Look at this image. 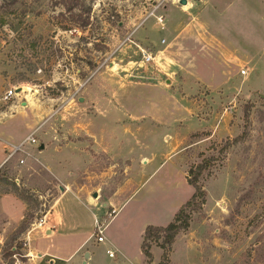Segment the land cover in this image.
<instances>
[{"label": "rangeland", "instance_id": "374dc122", "mask_svg": "<svg viewBox=\"0 0 264 264\" xmlns=\"http://www.w3.org/2000/svg\"><path fill=\"white\" fill-rule=\"evenodd\" d=\"M187 1L0 0V98L20 89L0 109V133L14 141L38 129V148L77 160L64 164L62 181L108 203L106 214L115 209L110 218L91 208L125 258L108 257L70 196L54 218L68 205L80 228L32 236L41 253L66 262L84 242L89 264H146L145 228L172 220L193 193L187 171L213 158L200 180L206 203L177 236L169 264H264V0ZM212 38L235 51L230 60ZM141 51L153 56L149 65ZM5 157L0 148V163ZM18 159L0 178V264H49L26 240L68 186ZM90 160L108 176L96 198L86 192ZM86 250L66 264H81ZM151 253L159 264L161 250Z\"/></svg>", "mask_w": 264, "mask_h": 264}, {"label": "crops", "instance_id": "0c3cea01", "mask_svg": "<svg viewBox=\"0 0 264 264\" xmlns=\"http://www.w3.org/2000/svg\"><path fill=\"white\" fill-rule=\"evenodd\" d=\"M186 2H188L186 0ZM180 13L176 10H173L172 13ZM182 15H184L182 12L180 13ZM170 34L173 33V29L170 28L169 31ZM213 43L215 44V46H217L220 55L223 56V61L224 60H230L231 57L233 56V53H235V51H231L227 48H224L221 44V42L216 41L215 39L212 38ZM264 51V48L262 49V53ZM33 129V128H32ZM28 135V134H27ZM26 135V136H27ZM26 136H23L21 138H16L14 141L11 139V137H6L3 134L0 133V137L10 141L13 144H16L17 142L22 141ZM42 145V144H41ZM40 145V146H41ZM44 147V146H43ZM48 151L50 156L48 155ZM39 156H42L43 159L46 162L45 164H42L39 161V165L41 167H44L46 171L49 172V174L51 175V177H53L55 180H57L58 182L63 183L62 179L64 178V167L66 165H64L66 162L72 163L74 161H77L73 158H70L69 160H63V158H60V154L57 152H51L50 149H48L47 147H44L43 150H38L37 151ZM74 157L76 158L77 156L74 155ZM38 159V158H37ZM94 160H90V164L86 165V175H85V179H86V192H90L91 196H93V194H96V191L100 190L103 187V184L106 181V178L108 177L107 174L105 173V171L102 169L103 167H100L98 170H96V166L93 162ZM94 180V181H93ZM89 182L90 184V189H89ZM64 184V183H63ZM66 185V184H64ZM66 187L67 189H60V196L58 197L57 201L55 202L54 206L52 207L51 211H49L48 213H46V215L44 216L45 218V225L43 226V228L41 230H32L31 232L29 231V235H28V240H29V250H30V254L31 255H35L37 257V259L42 258V256H45L44 259L45 261H47V263L49 264H66L67 261L72 260L74 261V253L77 251H81V250H86V248H83L84 246V242H82L77 248L76 251L72 254H70L67 259H65L66 262L63 261V259L65 257H58L55 255H51L50 253H41V250L39 247H37L36 245H31V238L32 236L35 237L36 240H38V238L41 239H46L47 237H56L57 236H62L64 233L61 232H57V231H73L75 232L76 230H78V228H80V224L79 221L76 217L74 208H70V206H65L64 208L62 207L60 209V213H59V217L54 218V216H56L57 213V209L59 208V206L61 205V203L65 200V198L67 196H70L73 200L77 201L80 206H82L83 208H85V210L89 213V215L91 216V218L94 219L97 218L96 215L93 213V211L91 210V208L95 209L97 212H103L102 213L104 215V217L106 216V210L105 208H110V205H108V203L106 202H101L100 204H98L97 202H94V200L92 199V201H88L85 199V196L83 193H78L79 189H74L73 186L69 183L67 184ZM97 195V194H96ZM16 199V198H15ZM87 203V204H86ZM112 208V207H111ZM115 211V209H113ZM116 213V212H115ZM102 215V216H103ZM43 218V217H42ZM54 218V219H53ZM50 221V222H49ZM49 222V223H48ZM105 228V226H104ZM40 232V233H39ZM41 232H44V235H41ZM48 232V233H47ZM57 233V234H56ZM106 243L108 248L105 250V253L107 251H112L115 252V254H118L119 256L125 258L124 252L122 250H120L118 247H116L106 236ZM35 240V241H36ZM156 248V247H155ZM86 251L88 253H86ZM85 252H82V257L80 259L81 264H89L90 261L93 260V254L92 252L86 250ZM85 254H88L87 258H84ZM109 257V256H108ZM114 257V256H113ZM111 258V257H110ZM62 259V260H61ZM70 261V262H72Z\"/></svg>", "mask_w": 264, "mask_h": 264}, {"label": "trees", "instance_id": "16d2710c", "mask_svg": "<svg viewBox=\"0 0 264 264\" xmlns=\"http://www.w3.org/2000/svg\"><path fill=\"white\" fill-rule=\"evenodd\" d=\"M1 26L4 22H1ZM22 22H18L12 31L18 33L20 31ZM34 45V42H32ZM245 126L248 125V113L244 115ZM233 143H237L234 140ZM231 143L228 141L221 149V152L229 147ZM215 160L208 158L202 160L200 163L191 166L187 171L186 183L192 188L191 197L183 204L174 214L172 220L166 226H147L142 235L141 253L144 257L146 264H151L153 256L151 253L152 247H157L161 250V262L159 264H169L172 247L175 243L177 236L188 230L191 215L201 211L206 203V196L203 187L200 184L204 173L208 171Z\"/></svg>", "mask_w": 264, "mask_h": 264}, {"label": "built area", "instance_id": "2783aa9c", "mask_svg": "<svg viewBox=\"0 0 264 264\" xmlns=\"http://www.w3.org/2000/svg\"><path fill=\"white\" fill-rule=\"evenodd\" d=\"M159 6H157L156 8H158ZM152 15V13H151ZM153 17L156 19V21L161 25L164 22V18L162 16L160 17H155L154 13H153ZM141 53V57H142V62L143 64H150L154 58L151 54H147L144 53L143 51L140 52ZM241 75L245 76L246 75V71L241 70ZM16 88L13 89H9L7 91H5L3 93V96L0 98V109L2 106L7 105L8 102L15 98L17 96V92L15 90ZM3 113L0 111V122L3 119ZM5 116V115H4ZM38 129L33 130L32 132H30L22 141H20L18 144H13L10 141H7L3 138L0 137V148H2L5 152V159L0 163V178L2 177L4 170L6 169V165L9 164L13 159L15 158H19L18 159V166L19 167H23L27 161V159H31L32 161H34L35 163H37L38 165L39 160L35 157L34 154V148L37 149V151L39 150L38 146V142L36 140V133H37ZM16 183H18L16 181ZM115 214V211L113 210L111 212V214H106L107 216H109L110 218H112ZM46 221L45 218H41L38 222H36L33 226L32 230H41L43 228V226L45 225ZM105 232V228L103 223H101L100 220H98L97 218L94 219V233H93V237L95 238L97 243H105L106 242V238L104 235ZM29 240H26V243H28ZM107 255L109 257H113L115 252L112 251H107L106 252ZM17 264V263H15Z\"/></svg>", "mask_w": 264, "mask_h": 264}, {"label": "water", "instance_id": "95a60500", "mask_svg": "<svg viewBox=\"0 0 264 264\" xmlns=\"http://www.w3.org/2000/svg\"><path fill=\"white\" fill-rule=\"evenodd\" d=\"M186 4H187L186 0H180V2H179V5H180V6H185ZM16 92L19 93V92H20V89H17ZM258 96H259L261 99L264 100V90H263L262 94H258ZM79 102H83V99L80 98V99H79ZM43 149H44V147H43V145H41V146L39 147V150H43ZM61 190H62V189H61ZM93 198H96V194H93ZM47 233H48V232H47ZM87 257H88V254H85L84 258H87Z\"/></svg>", "mask_w": 264, "mask_h": 264}]
</instances>
